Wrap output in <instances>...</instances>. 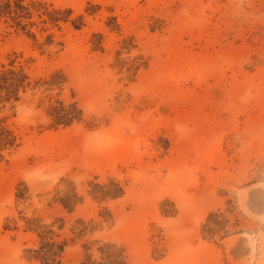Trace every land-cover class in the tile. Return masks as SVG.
I'll list each match as a JSON object with an SVG mask.
<instances>
[{
  "label": "rangeland",
  "instance_id": "rangeland-1",
  "mask_svg": "<svg viewBox=\"0 0 264 264\" xmlns=\"http://www.w3.org/2000/svg\"><path fill=\"white\" fill-rule=\"evenodd\" d=\"M0 2V264H264V0Z\"/></svg>",
  "mask_w": 264,
  "mask_h": 264
},
{
  "label": "trees",
  "instance_id": "trees-1",
  "mask_svg": "<svg viewBox=\"0 0 264 264\" xmlns=\"http://www.w3.org/2000/svg\"><path fill=\"white\" fill-rule=\"evenodd\" d=\"M21 8L17 7L13 9L10 3L8 2L4 8H1L0 2V16L9 17L11 20L14 19L15 15L20 14ZM20 74V79H16V87L18 83V88L23 86L27 77L25 76V72L22 69L17 71ZM14 70H10L9 74H16ZM2 78V79H1ZM1 83H11L10 80L7 78L6 73L0 75ZM18 92V90L16 89ZM18 99V98H17ZM71 110L78 115V117L74 118L73 114H69V111L63 109V111L58 113L56 116V124L69 126L73 123L74 120H79V116L82 113L77 110L75 105H72ZM57 113V112H56ZM18 147L16 138L13 136V133L4 127H0V159H3V155L1 151L9 148V147ZM121 190L118 194H115L114 197L122 196ZM49 240H48V239ZM40 245L37 250H34V259L39 262V264H63V256L65 254V250L67 247V243L63 242L61 244L55 242L53 238L44 234L40 235ZM88 251H91V247L85 248ZM126 250L122 247L117 246L116 244L108 243L104 244L97 249L96 256L92 253H87L85 255V259L83 264H128Z\"/></svg>",
  "mask_w": 264,
  "mask_h": 264
}]
</instances>
